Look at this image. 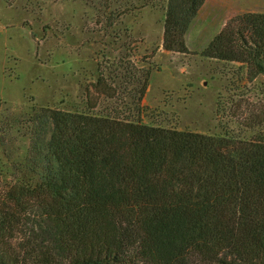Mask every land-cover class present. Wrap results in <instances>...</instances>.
<instances>
[{"label": "trees", "instance_id": "obj_1", "mask_svg": "<svg viewBox=\"0 0 264 264\" xmlns=\"http://www.w3.org/2000/svg\"><path fill=\"white\" fill-rule=\"evenodd\" d=\"M204 2L165 0L164 50L188 52ZM201 55L264 75V13L226 24ZM95 86L114 95L100 77ZM32 117L25 168L36 180L0 192V264H264V131L210 135L49 107Z\"/></svg>", "mask_w": 264, "mask_h": 264}, {"label": "rangeland", "instance_id": "obj_2", "mask_svg": "<svg viewBox=\"0 0 264 264\" xmlns=\"http://www.w3.org/2000/svg\"><path fill=\"white\" fill-rule=\"evenodd\" d=\"M164 2L0 0V192L36 180L25 168L31 119L46 107L237 138L264 131V75L201 55L226 24L264 13V0H207L186 34L187 53L162 47ZM99 77L113 96L96 88Z\"/></svg>", "mask_w": 264, "mask_h": 264}, {"label": "crops", "instance_id": "obj_3", "mask_svg": "<svg viewBox=\"0 0 264 264\" xmlns=\"http://www.w3.org/2000/svg\"><path fill=\"white\" fill-rule=\"evenodd\" d=\"M206 1H207V0H205V2L203 3V5L206 3ZM203 5L201 6V8L203 7ZM201 8H200V10H201ZM200 10H199V12H200ZM199 12H198V13H199Z\"/></svg>", "mask_w": 264, "mask_h": 264}]
</instances>
